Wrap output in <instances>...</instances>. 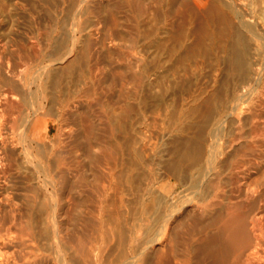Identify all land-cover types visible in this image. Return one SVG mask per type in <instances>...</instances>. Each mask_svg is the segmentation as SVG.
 Masks as SVG:
<instances>
[{"label":"bare ground","instance_id":"6f19581e","mask_svg":"<svg viewBox=\"0 0 264 264\" xmlns=\"http://www.w3.org/2000/svg\"><path fill=\"white\" fill-rule=\"evenodd\" d=\"M69 4L0 32V264H264V0Z\"/></svg>","mask_w":264,"mask_h":264},{"label":"rangeland","instance_id":"374dc122","mask_svg":"<svg viewBox=\"0 0 264 264\" xmlns=\"http://www.w3.org/2000/svg\"><path fill=\"white\" fill-rule=\"evenodd\" d=\"M21 2V5L23 7H25V11H29V13L31 14V18L32 20L22 11L20 10H17L13 4V0H0V15H1V19L2 20V23L0 25V32L1 34H8L9 32V35L13 38H21L23 33V31H25L23 29V27H30L31 29L33 28L34 30H38L37 28L39 29H42L45 25L48 26L49 25V28L51 30V40H50V48L52 52L54 51H58L60 50L62 46V43L68 41V42H71V40L69 39V34L66 33L65 31V27H66V24H67V16H68V13L69 11L67 12L66 10H70V4L72 2V0H19ZM54 1V2H53ZM61 1V2H59ZM2 2V3H1ZM23 2V3H22ZM59 2V3H58ZM66 3V4H65ZM36 4V5H35ZM46 4V5H45ZM59 4V5H58ZM49 5V6H48ZM70 5V6H69ZM69 6V7H68ZM49 7V8H48ZM67 7V8H66ZM3 8V9H2ZM55 12H53L51 9ZM50 9V10H49ZM45 12H49V13H45ZM51 12V13H50ZM67 12V14H66ZM20 13V14H18ZM62 13V14H61ZM8 14V15H7ZM52 14V15H50ZM51 16V17H50ZM55 16V17H54ZM47 18V19H46ZM38 19V20H37ZM59 19V20H58ZM11 20V21H10ZM20 20V22H19ZM30 20V21H29ZM66 21V22H65ZM12 22V23H11ZM19 22V24H18ZM62 22V23H61ZM26 23H29L28 25ZM26 24V26H25ZM34 24V25H33ZM23 25V26H22ZM32 25V26H31ZM53 27H52V26ZM56 25V26H55ZM11 26V27H10ZM34 26V27H33ZM36 26V27H35ZM39 26V27H38ZM43 26V27H42ZM55 26V27H54ZM5 28V29H4ZM14 28V29H12ZM55 30H53V29ZM62 28V29H61ZM64 28V29H63ZM17 29V30H16ZM21 29V31H20ZM7 30V31H6ZM11 30V31H10ZM14 30V31H13ZM27 31V30H26ZM53 31V32H52ZM61 33H59V32ZM13 32V33H11ZM55 32V33H54ZM11 33V34H10ZM65 34V35H64ZM78 34V35H77ZM76 36H79L80 33H75ZM56 36V37H54ZM62 36V38H61ZM58 37V38H57ZM78 39V42H77V48H76V53L78 55V57L81 55L82 53V50L81 48L79 49V46H80V43L83 42V39L80 35V37H77ZM67 39V40H66ZM69 39V40H68ZM58 40V41H57ZM53 43H52V42ZM64 41V42H62ZM80 41V42H79ZM79 43V44H78ZM61 45V46H60ZM52 46H53V50H52ZM49 48V49H50ZM58 48V49H57ZM56 49V50H55ZM81 50V51H80ZM80 51V52H79ZM76 67H74V72L69 76V78H71V80L68 78L65 79L63 82H61L60 86L62 87H67L70 83V87H72V85L75 83L73 81H77V78H78V72H75V71H78L80 68H81V65L78 64L75 65ZM80 67V68H79ZM76 74V75H75ZM76 77V78H75ZM72 78H75L74 80H72ZM64 84V85H62ZM53 89V88H52ZM50 91L51 89H49V94H50ZM50 100H53L52 97H51V94H50V99H47L45 101V105H44V110L43 111V115H45V119H48L50 120L49 124H50V131L49 133H45V130L43 129V127H41V129H39L38 131V134L40 133V136L41 137H44L46 142L47 141H56L55 139H59L58 136H61L62 139H66L65 137H62L61 133L63 134V131L64 130H61L62 128H64L66 125L65 121L62 120L63 118L61 116L58 115V112L55 110V105L53 104L54 101H50ZM53 102V103H51ZM48 109V111H47ZM45 111V112H44ZM51 111V112H50ZM55 111H56V115H55ZM46 113V114H45ZM54 116V117H53ZM56 116V117H55ZM43 117V118H44ZM60 117V118H59ZM54 118V120H53ZM59 119V120H58ZM60 119L62 121H60ZM53 120V121H52ZM58 120V121H57ZM60 121V122H59ZM56 122L58 123V127H56ZM54 124V125H53ZM60 124V125H59ZM61 124H64V126H62ZM61 131H59V130ZM58 130V131H57ZM56 131V132H55ZM59 134H58V133ZM58 135H57V134ZM49 134V135H48ZM55 134L57 135V138L55 137ZM48 138V140H47ZM60 138V139H61ZM59 139V140H60ZM61 139V140H62ZM58 140V141H59ZM61 140L59 141V143L61 142ZM58 141L56 142L58 144ZM89 188L93 189L91 187V185L89 186Z\"/></svg>","mask_w":264,"mask_h":264}]
</instances>
